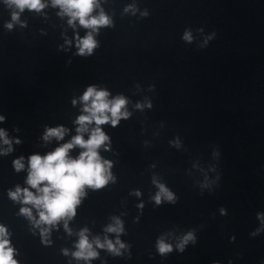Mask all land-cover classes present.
<instances>
[{"label":"water","instance_id":"1","mask_svg":"<svg viewBox=\"0 0 264 264\" xmlns=\"http://www.w3.org/2000/svg\"><path fill=\"white\" fill-rule=\"evenodd\" d=\"M100 3L112 25L99 28L88 56L64 44L74 30L58 9H25L24 26L7 29L12 9L0 3V128L20 141L0 155V224L10 233L14 258L84 264L61 249L74 250L81 228L90 239H115L103 231L115 216L127 251L97 249L90 264H264V0ZM129 4L134 14L123 11ZM85 31L75 29L79 36ZM89 85L128 100L127 119L100 126L109 146L99 154L111 161L115 180L85 187L68 221L72 234L58 223L44 244L17 214L21 205L7 197V189L25 186L27 174L14 171L12 161L23 156L26 163L30 154L43 155L75 135L81 104L71 101ZM138 102L151 106L137 109ZM58 125L69 130L64 138L44 142L45 128ZM153 178L174 194V203H154ZM189 231L194 242L177 251ZM161 237L172 245L163 256L155 247Z\"/></svg>","mask_w":264,"mask_h":264},{"label":"clouds","instance_id":"2","mask_svg":"<svg viewBox=\"0 0 264 264\" xmlns=\"http://www.w3.org/2000/svg\"><path fill=\"white\" fill-rule=\"evenodd\" d=\"M6 7L12 9L10 21L4 27L12 29L15 23L21 27L24 22L19 20L20 14L25 10L41 12L46 7L58 9L56 15L67 17L66 23L73 31V38H64L65 45H73L75 54L80 56L91 55L98 46L94 38L101 27L112 25L111 17L108 16L101 7L100 0H0ZM124 12L135 13V5H126ZM141 15H147L142 12ZM77 26L85 29V34L79 36L75 29ZM185 41H191L192 36L185 31L182 37ZM80 102V114L75 118V135L69 140L58 145L51 151L41 155L32 153L27 157L20 156L12 161L13 170L19 172L26 170L24 187L15 185L7 189V197L14 203L21 206L18 215L25 217L32 228L37 229L41 243L50 244L51 230L57 224H62L64 231L68 234L71 229L68 221L75 215L76 207L80 204L81 198L86 195L85 187L99 189L110 181H114L110 169L111 161L104 159L99 154V149H108L109 137L100 127L109 124L115 127L121 119H127L131 113L126 105L128 100L123 95L110 97V93L96 85L87 86L78 98L72 99L71 103L76 105ZM150 103H136L135 108L150 107ZM4 120L0 116V122ZM68 129L58 125L56 127H46L41 139L49 142L53 138L59 142L68 133ZM85 134L87 137L85 138ZM20 143L19 139L10 140L5 129L0 128V155H6L12 151V144ZM7 147H2V146ZM78 148L80 151L76 156L70 155V150ZM153 184L157 191L151 197L155 204L159 205L163 199L166 202H175L174 194L163 184L153 178ZM133 195L139 196L140 192L134 190ZM137 207H142L138 204ZM223 213V210H221ZM35 213V214H34ZM258 218L260 214H257ZM112 222L104 227L105 233H114L116 238L108 239L107 235L101 239L99 236L88 235L87 228H81L77 233V240L74 242V250L69 253L68 249H61L65 256L71 255L76 261H84L90 264L92 259L97 258V249H105L113 255H121V250L127 251L128 245L121 242L119 234L124 231L122 221L113 216ZM259 231V229H257ZM195 237L191 231L184 234L176 244L177 251H182L184 246ZM156 250L160 255H165L172 251V245L165 242L161 237L156 240ZM16 249L10 242V233L7 227L0 224V264H18L14 258Z\"/></svg>","mask_w":264,"mask_h":264}]
</instances>
